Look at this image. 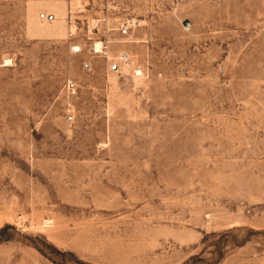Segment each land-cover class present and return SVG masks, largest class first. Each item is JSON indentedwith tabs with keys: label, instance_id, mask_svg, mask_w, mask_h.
<instances>
[{
	"label": "rangeland",
	"instance_id": "rangeland-1",
	"mask_svg": "<svg viewBox=\"0 0 264 264\" xmlns=\"http://www.w3.org/2000/svg\"><path fill=\"white\" fill-rule=\"evenodd\" d=\"M0 264H264V0H0Z\"/></svg>",
	"mask_w": 264,
	"mask_h": 264
},
{
	"label": "built area",
	"instance_id": "built-area-1",
	"mask_svg": "<svg viewBox=\"0 0 264 264\" xmlns=\"http://www.w3.org/2000/svg\"><path fill=\"white\" fill-rule=\"evenodd\" d=\"M38 18L41 20V21H44V22H54L56 20V16L55 14L53 13H50V12H40L38 14ZM133 22H130L129 20H126L124 22H122L119 26V30L122 34L126 35L130 32V29L132 27V24ZM190 29V24H187L186 26V30H189ZM130 65V58H129V55L126 53V52H121L119 53L116 58L110 62L109 64V70L110 71H113V72H118L120 71L123 67H129ZM85 66L87 67L88 64H85ZM66 88L69 92L71 93H75L76 91V84L74 81H69L67 84H66Z\"/></svg>",
	"mask_w": 264,
	"mask_h": 264
},
{
	"label": "bare ground",
	"instance_id": "bare-ground-1",
	"mask_svg": "<svg viewBox=\"0 0 264 264\" xmlns=\"http://www.w3.org/2000/svg\"><path fill=\"white\" fill-rule=\"evenodd\" d=\"M102 43L97 42L96 45L94 46L96 48V52H101L102 51Z\"/></svg>",
	"mask_w": 264,
	"mask_h": 264
}]
</instances>
